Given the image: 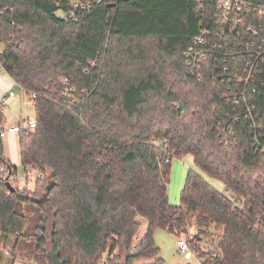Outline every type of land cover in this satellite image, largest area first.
Masks as SVG:
<instances>
[{
	"label": "trees",
	"instance_id": "1",
	"mask_svg": "<svg viewBox=\"0 0 264 264\" xmlns=\"http://www.w3.org/2000/svg\"><path fill=\"white\" fill-rule=\"evenodd\" d=\"M0 2L13 8L0 22V66L36 111V127L19 132L21 163L45 177L11 192L17 167L0 136V242L14 237L18 250L31 238L46 264L48 246L65 264H166L162 229L187 235L203 264H264V60L240 81L264 13L250 7L220 23L213 0ZM203 32L217 47L190 72L184 53ZM188 154L233 199L190 169L171 203L172 160Z\"/></svg>",
	"mask_w": 264,
	"mask_h": 264
},
{
	"label": "rangeland",
	"instance_id": "2",
	"mask_svg": "<svg viewBox=\"0 0 264 264\" xmlns=\"http://www.w3.org/2000/svg\"><path fill=\"white\" fill-rule=\"evenodd\" d=\"M14 89L16 95L21 96V104L18 106V108L16 107L12 109L13 113L11 112V117L13 116L14 118L11 119V122L17 123L19 120L24 121L25 119H36V111L33 102L20 87L14 85ZM5 113L10 120V114H8L7 108L5 109ZM4 126L8 127L10 125ZM8 139L9 137L6 136L4 138L5 142H7ZM7 153L12 157L11 159L14 161L13 165L17 167V177L20 180H23L26 176V170L20 160V151L18 150L16 153H14L7 150ZM190 158L191 157L189 156H184L182 159L174 158L172 160L168 192L170 201L173 204L179 205L181 202L182 190L185 186L186 178L190 169L199 172L205 178H207V175L197 168L194 162H191ZM31 174V176L34 178L33 180H35V172H32ZM209 180L217 189L229 194L228 190L222 184H220L219 181L212 178H209ZM50 219L53 220L52 217H50ZM141 222L142 227L138 234L137 240L141 239L145 235L148 226L146 219H141ZM188 228L189 230L192 229V231H194L193 229L195 228V224L193 221L190 223ZM213 229L214 228L211 227L210 230L213 232ZM188 236L192 237L190 234H188ZM215 236L216 235L214 233L213 236H203V239L201 240V246L206 250H215L216 243L212 242V238H215ZM182 237L188 238L187 235H183ZM155 241L161 248V256L165 259L166 264H184L187 262H191L193 264H203V259L200 258L196 252L193 253L191 258H187L184 253H180L179 246L177 244L178 237L166 230L159 229L156 231ZM21 242L22 244L19 246L18 250H16L13 247L15 244L14 237L9 238L8 240H1L0 257L3 259L1 264H46L45 258L42 256L41 252H37L34 247H30L35 246L31 238H29L28 241L23 240ZM50 249L51 247L48 246L47 251ZM152 261H154V258H146L140 260L138 264Z\"/></svg>",
	"mask_w": 264,
	"mask_h": 264
},
{
	"label": "built area",
	"instance_id": "3",
	"mask_svg": "<svg viewBox=\"0 0 264 264\" xmlns=\"http://www.w3.org/2000/svg\"><path fill=\"white\" fill-rule=\"evenodd\" d=\"M96 2H100L101 0H95ZM216 1L218 17L220 19V23L226 22L233 13H236L239 16V12L244 9L253 7L254 10H260L261 13H264V5H256L248 0H213ZM13 11V8L5 7L0 2V22H4L5 18L8 16L10 12ZM247 31L253 33L256 36H259L263 31L262 27H258L255 24H248L246 27ZM222 33H225V29H222ZM254 46V44L252 45ZM217 47L216 44H212L209 41V35L207 32H203L195 39H193L192 44L184 53V57L186 59V64L188 70L190 72H199L202 68V62L206 60L209 54L212 51V48ZM247 48H250V44L246 45ZM3 49V45L0 44V52ZM253 60L248 61L245 67L246 77L240 79L241 82L248 84L251 80H254V74L259 69V63L264 60V38L261 39V43L256 51L252 54ZM234 61L236 58L234 57ZM0 69L5 71L2 66ZM223 72L227 73L230 71V67L227 65V62L222 67ZM223 73V74H224ZM68 82V80H65ZM11 95L13 92H10ZM0 102L4 104L5 98L0 99ZM37 125L36 119H27L25 122L20 123L19 125L14 126H3L0 128V136L5 138L10 133H19L24 128H35ZM261 150L264 152V143H260ZM7 172V168L5 166L0 167V174H4ZM32 172H35L36 177L35 180L31 176ZM29 174H26L23 180H20L17 176L11 178V183L14 188L20 191H34L37 187L38 183H44L45 177L39 170H33ZM227 194L230 198L233 199V195L230 191ZM193 237V236H192ZM177 244L179 246V252L184 253L187 258H191L193 256L194 250L188 242L187 238L178 237Z\"/></svg>",
	"mask_w": 264,
	"mask_h": 264
},
{
	"label": "crops",
	"instance_id": "4",
	"mask_svg": "<svg viewBox=\"0 0 264 264\" xmlns=\"http://www.w3.org/2000/svg\"><path fill=\"white\" fill-rule=\"evenodd\" d=\"M14 85H15V82L11 78V76L8 75L5 71L0 69V99L5 98L4 104L8 110V114H10V120L7 117V121H6L5 125H10V126L19 125L20 123H23L27 120V119H25L24 121L19 120L17 123L11 122V119L14 118L13 116L11 117V112L13 113L12 109L16 108V107L18 108V106L21 104V96L16 95ZM10 92H13V94L11 95ZM24 93H25V91H24ZM7 136L9 137V139L7 142H5V151H6L7 156L10 158L11 162L13 163L14 161H12V159H11L12 157L7 153V150L9 152H14V153H16L18 150L20 151V142H19L20 136H19V133H10ZM185 156L191 157L190 158L191 162H194V157L192 155L188 154ZM180 159H182V158H180ZM20 160H21V154H20ZM209 178L207 176L208 180H209ZM219 183L222 184L220 181H219ZM193 230L194 231H192V229L189 230V234L191 236H194L195 234H197L196 227Z\"/></svg>",
	"mask_w": 264,
	"mask_h": 264
},
{
	"label": "water",
	"instance_id": "5",
	"mask_svg": "<svg viewBox=\"0 0 264 264\" xmlns=\"http://www.w3.org/2000/svg\"><path fill=\"white\" fill-rule=\"evenodd\" d=\"M11 173H12V171H10V174ZM6 186L11 192L15 191V188L12 185L11 181L9 180V178H7ZM47 256H48V260H49L50 264H65L64 260H62L61 257H60V253L55 251L54 248H51L47 252Z\"/></svg>",
	"mask_w": 264,
	"mask_h": 264
}]
</instances>
